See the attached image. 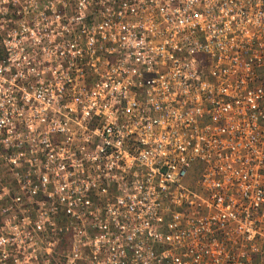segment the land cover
Returning a JSON list of instances; mask_svg holds the SVG:
<instances>
[{"label":"built area","instance_id":"obj_1","mask_svg":"<svg viewBox=\"0 0 264 264\" xmlns=\"http://www.w3.org/2000/svg\"><path fill=\"white\" fill-rule=\"evenodd\" d=\"M67 1L0 8V264H264V0Z\"/></svg>","mask_w":264,"mask_h":264},{"label":"rangeland","instance_id":"obj_2","mask_svg":"<svg viewBox=\"0 0 264 264\" xmlns=\"http://www.w3.org/2000/svg\"><path fill=\"white\" fill-rule=\"evenodd\" d=\"M71 5V2L67 0H0V8L4 6H9L8 9L14 7L16 10L15 21H29L34 20L36 13L33 11L35 7L39 6H51L52 8H60L61 6ZM10 16L13 15L9 13ZM12 20V19H11ZM12 22V21H10Z\"/></svg>","mask_w":264,"mask_h":264}]
</instances>
